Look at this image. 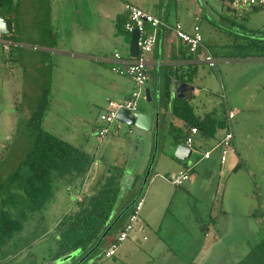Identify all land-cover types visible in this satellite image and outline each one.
<instances>
[{
    "label": "crops",
    "instance_id": "0c3cea01",
    "mask_svg": "<svg viewBox=\"0 0 264 264\" xmlns=\"http://www.w3.org/2000/svg\"><path fill=\"white\" fill-rule=\"evenodd\" d=\"M28 1L22 0L24 12L21 14L19 11L17 22H14V33L15 31L19 32V40L16 39L13 45H16L15 48L13 46L9 48L2 47L0 44L3 48V60L7 59L6 54H9L8 59L10 60L13 54H18L22 61L26 59L27 54L29 56L41 54V60L44 57L53 61L59 59L62 62L72 64V66L81 67L80 71H70L67 76L76 79L77 91L83 92L85 95L88 94L91 98L86 96L93 107L86 122L90 127L91 135L96 136L97 140H90L89 142L87 136H85L87 144L72 142L84 154L90 156V159L92 158L86 180L81 186H77L79 187L77 195H75L74 184L68 187L71 197L76 198L78 202L83 201L86 197H92L96 193V188L100 187L99 182L102 179L104 180L103 157L108 158L106 160L107 164L113 165L119 155L121 156L120 159L123 160L122 165L125 171L121 172L122 174L118 180L121 191L117 204L118 202L119 205L123 203V207L128 201L131 200L132 202L140 192L144 176L154 153L155 132L143 133L140 131L139 133L135 131L136 135L134 137L130 135L134 134V130L130 129L127 132L129 136L121 137L123 133V125H121L117 132L106 135V138H101L99 130L103 123L98 117L93 116V111L98 110V116L107 109L110 101H125L135 89L134 81L130 77L115 73L111 64L103 60L112 56L115 52H120L123 56H131L132 33L126 32L124 27L123 30L120 28L129 19V13L125 8L126 4H135L155 14L172 26L180 24L188 33H193L194 27L199 25L204 36L205 49L219 59L215 68L207 64H192L189 62L192 54L189 52L188 47L175 36L174 32L168 31L165 27L158 30V39L150 65V80L146 87V90L149 88L151 91L152 102L151 105H144L142 111L154 112L158 107L160 133L163 130L166 137L162 140L161 154L159 153L157 161L153 163L151 174L144 188L146 192L143 194V191L140 196L144 199L138 225L141 227L140 232H136L131 242L125 243L129 239L124 241L118 251L120 256L127 253V261L132 263L130 258L132 253L136 252V248H131V243L138 238V235L148 233L149 228L154 230V215L163 213L167 208L168 199L170 198L167 188H172L174 176L182 169H191L190 179L179 186L189 193V197L193 195L197 182L199 183L201 179L203 183L204 181L207 183L212 181L216 184L215 200L220 199L218 195L226 190L222 181L228 178L225 184L226 187L230 178L239 173H235L234 169L239 163L243 162V154L240 151L246 148L244 141L247 140L245 134L240 131L237 136V133L233 130L235 136L234 151L230 153L226 165L221 164V152L216 147L224 137L225 129H217L213 136L199 132L195 137L193 155L195 153L197 155L194 159L193 155L192 158L184 161L175 156L176 146L181 143L185 144V138L180 134L181 129L184 128V122L174 115L173 106L177 99H187L191 102L194 112L199 118L203 119L209 115L220 117L224 110L228 109L236 111L234 117L236 118L239 109L230 107L227 104L228 93L235 86L233 78H231L230 84L232 85L227 87L229 85L227 83L229 82L228 65L233 60V55L228 54L227 49L233 46V42L236 41L235 26H237L238 20L250 13L256 15L259 10L252 7L236 8L231 6L230 0H31L32 4L35 1L38 7L30 5L25 7ZM30 15H34V20L31 19ZM31 21L33 23H30ZM204 22H207L208 25ZM28 23L30 25L34 24L36 39H30L28 34L26 36L24 33L27 27H30ZM243 27L245 28L244 24ZM239 60L242 63L260 62L264 61V58L256 56L248 60H244V58H239ZM205 68H209V70ZM68 69L71 70L70 67ZM82 75L87 80L80 82ZM166 76L170 79V99L168 101H166L167 97L164 98L163 96L162 99V89L167 79ZM234 76L231 75V77ZM24 77H28L26 71ZM237 78L238 74L235 76L234 81ZM233 93L235 94V92ZM143 99H147V94L146 98ZM140 108L141 101L139 103ZM225 114L227 116V112ZM196 145L198 149H196ZM109 148L112 149V152L106 154ZM123 149L126 152H121ZM158 149L160 151V146ZM207 150H212V153L210 158L204 159L203 154ZM135 154H139V159L132 167L128 165V162ZM245 165L239 170H246L251 174L248 171L249 167H245ZM127 198H129L128 201L123 202ZM117 204L116 213L122 209ZM150 204L152 209L154 208L153 212L148 209ZM247 208L249 207L247 206ZM213 210L214 206L210 214L213 213ZM67 211L68 214L73 212V206H70ZM225 212L229 213V208L225 205L223 199L220 213L224 214ZM213 223L216 224V222H210L208 226L203 227L206 232L205 237L210 236L211 228L215 225ZM122 227L123 225L119 227L109 241L112 242L116 238ZM129 238L131 239V235ZM138 241L141 242L139 239ZM217 241L219 239L215 236L211 242L214 244ZM156 243L157 241L150 243L152 245H148L147 248L154 249ZM160 249L162 254H169L170 249L168 247L164 246ZM116 255L117 253L112 257ZM169 259L173 261L172 258L169 257ZM156 263L166 264V261L158 258ZM191 264H195V262Z\"/></svg>",
    "mask_w": 264,
    "mask_h": 264
},
{
    "label": "rangeland",
    "instance_id": "374dc122",
    "mask_svg": "<svg viewBox=\"0 0 264 264\" xmlns=\"http://www.w3.org/2000/svg\"><path fill=\"white\" fill-rule=\"evenodd\" d=\"M21 4L19 11L22 14V1ZM27 5L38 7L35 1L32 4L31 0L26 2L25 7ZM256 13L242 16L238 20L235 26L236 41L227 49L228 54L233 55V60L228 65L227 87L232 85L231 78L235 84L228 93L227 104L239 109L238 115L232 121V128L237 136L239 131L246 136V148L240 151L243 154L241 163L249 167L247 169L251 174L242 169L235 171L239 173L230 178L226 187L228 178L223 180L222 184L226 190L218 195V200H215L216 184L212 181L203 183L200 179L190 197L184 188L176 187L173 183L175 186L167 188L170 193L167 208L163 213L154 215V230L149 228L148 233L138 235L131 243L130 247L136 248L130 258L132 263L127 261V253L120 256L118 249L115 257L106 258L102 253L81 264H157L158 258L164 259L166 264H264V248L256 249L264 233L261 231V224L264 222V61L239 62V58L248 60L264 54V9ZM30 16L34 20V15ZM204 23L208 25L207 22ZM18 33L17 31V40ZM24 33L26 36L28 34L30 39L37 38L34 24L27 27ZM2 47L0 46V183L2 178L5 180L18 168L32 144L34 135L41 128L56 135L60 134L58 136L71 143L87 144L85 136L89 142L97 140L96 136L91 135L86 122L93 108L86 98L90 96L77 91L76 79L67 76L68 72L80 71L81 67L72 66L59 59L53 61L44 57L41 60V54H27L23 61L18 54H13L11 60L8 59L9 54H6L7 59L3 60ZM25 71L28 73L27 78L24 77ZM237 74L238 78L234 81ZM86 80L82 75L80 82ZM144 105H151V102L142 99L139 110H143ZM97 114L98 110L93 111V116L100 119V114ZM122 125L124 128L122 127L121 137L129 136L127 132L130 129L134 130V134L130 135L135 137L134 127ZM165 137L162 130L160 151L158 149L156 159L159 153L161 154L162 140ZM123 151L125 150H121ZM109 152H112L111 148L106 154ZM138 155L135 154L133 158L129 155L132 159L128 165L133 167L139 159ZM196 155L197 153L193 155V159ZM85 157L90 156L85 154ZM120 157L119 155L113 165L107 164L108 158L103 157L104 180L99 182L100 187L96 188V192L107 186V183L118 182L124 170ZM87 176L88 173L77 176L74 174L70 180H57L55 199L45 211L36 212L24 221V228L17 235L15 246L0 250V264H58L59 259L48 262L59 249L58 225L62 221H70L82 205L76 198L71 197L68 187L74 184L77 195V186H81ZM223 199L229 213H220ZM122 204L119 205L118 202L117 206L122 207ZM70 206H73V212L68 214ZM213 206V213L210 214ZM148 209L151 212L154 210L151 204ZM139 222L130 234L131 239L128 238L125 243L131 242L136 232H140ZM210 222L216 224L213 223L215 225L211 228L210 236L205 237L203 227L208 226ZM118 229L117 227L112 235ZM215 236L219 241L213 244L211 241ZM154 241H157V245L154 249H148L147 246L152 245L150 243ZM164 246L170 249L168 255L160 252V247ZM72 263L73 260L62 264Z\"/></svg>",
    "mask_w": 264,
    "mask_h": 264
},
{
    "label": "trees",
    "instance_id": "16d2710c",
    "mask_svg": "<svg viewBox=\"0 0 264 264\" xmlns=\"http://www.w3.org/2000/svg\"><path fill=\"white\" fill-rule=\"evenodd\" d=\"M21 1L0 0V16L9 17L17 22ZM230 1L232 3L234 0ZM252 8L255 10L264 9L259 6ZM123 27L124 25L120 28L123 30ZM5 37L15 42L16 31L14 34ZM259 57L264 58V54ZM166 77L162 89V99L164 96V98H168L166 100L168 101L170 99V79L168 76ZM173 108L174 115L184 122V128L181 129L180 134L185 139L194 127L198 128L201 134L209 136H213L217 129H225L226 131L225 110L220 117L209 115L202 119L196 116L191 102L187 99H177ZM89 159L80 149L56 134L42 128L36 132L32 144L18 168L5 180L2 178L0 183V250L9 246L14 247L17 235L24 228V221L34 213L43 212L48 208L56 197L57 180L61 178L70 180L74 174L76 176L86 175L89 172L92 158L90 162H88ZM243 166V163H239L234 170L237 171ZM120 191L119 181L110 182L92 197H86L83 201H79L82 205L72 219L66 222L62 221L58 225L59 249L48 262H54L66 255L73 254L69 261L73 260L72 264H76L81 257L86 256L98 245L103 234L115 223L101 244L85 261L102 254L103 248L108 242L111 243L109 240L115 229L121 225L124 227L134 206H131L115 222L119 214L131 204L130 200L116 213ZM261 231L264 232V222L261 224ZM256 247L259 250L264 248V233Z\"/></svg>",
    "mask_w": 264,
    "mask_h": 264
},
{
    "label": "built area",
    "instance_id": "2783aa9c",
    "mask_svg": "<svg viewBox=\"0 0 264 264\" xmlns=\"http://www.w3.org/2000/svg\"><path fill=\"white\" fill-rule=\"evenodd\" d=\"M232 6L236 8L259 6L264 8V0H234ZM129 13V19L124 24V30L132 33L134 30L140 32L138 40L139 54L133 56H123L120 52H115L112 56L103 59L109 62L112 70L120 75L129 76L135 84V89L132 91L130 97L123 102L110 101L108 108L102 111L99 115L100 121L103 123L99 130V136L104 137L110 133L117 132L123 123L117 120V115L122 109L130 110L132 113L138 111L139 103L143 98H146V87L149 81V69L152 61V54L155 50L158 30L165 27L168 31H173L175 36L180 39L189 49L192 58L189 60L192 64H207L215 68L219 59L214 57L205 49L204 36L199 25L194 27L193 33L186 32L180 24L172 26L164 22L155 14L142 9L141 7L127 3L125 6ZM0 43L6 46L12 45L13 41L7 39L0 33ZM227 128L224 137L216 146L221 152V164L226 165L229 155L234 151V131L232 128V121L235 117L236 111L228 109L227 111ZM199 133L198 128H192L189 136L185 139V145L191 149L195 145V137ZM212 150H207L203 154L204 159L210 158ZM191 169H182L172 182L177 185H183L190 179ZM144 206V199L139 197L129 214L128 220L124 227L119 231L116 238L109 243L105 257L110 258L114 256L121 244L126 241L131 232L134 230L136 223L139 221L140 213Z\"/></svg>",
    "mask_w": 264,
    "mask_h": 264
},
{
    "label": "water",
    "instance_id": "95a60500",
    "mask_svg": "<svg viewBox=\"0 0 264 264\" xmlns=\"http://www.w3.org/2000/svg\"><path fill=\"white\" fill-rule=\"evenodd\" d=\"M0 33L3 34L4 36H9V35L14 34V21H13V19H11L9 17L0 16ZM139 37H140V32L137 29L134 30L131 34V42H130V54L133 57H135L139 54V46H138ZM146 94H147L148 102H152L151 91L149 88L146 90ZM117 120L123 124L130 126V127H134V129H136V131H138L139 133H140V131H142L143 133L155 132V146H154V153H153L151 162L149 164L148 170L144 176V179L142 182V187L140 189L139 194L133 199L131 204L128 207H126L119 214V216L115 219V222H117L118 219L124 213H126L130 209L131 206H133L136 203V201L141 196V194L144 191V188L148 182V178L151 174L152 166H153V163L156 159V154H157L158 148H159L160 113H159L158 107H157L156 111H154V112L153 111H142V110L138 109V111L132 113L130 110L122 109L121 111H119V113L117 115ZM192 155H193V149L187 147L185 144L181 143V144H178L176 146L175 156L178 159L184 161V160L192 158ZM114 224L115 223H113L109 227V229L103 234V236L100 239L97 246H99V244H101V242L106 237V235L109 233V231L112 229ZM97 246L95 248H97ZM94 249H92L90 251V253H88L86 256H84L82 259H80V261L77 262L76 264H81L82 262H84L85 259L94 251ZM72 257H73V254H69V255H66V256L60 258L57 262H58V264L66 263L67 261L72 259Z\"/></svg>",
    "mask_w": 264,
    "mask_h": 264
},
{
    "label": "flooded vegetation",
    "instance_id": "af4514ba",
    "mask_svg": "<svg viewBox=\"0 0 264 264\" xmlns=\"http://www.w3.org/2000/svg\"><path fill=\"white\" fill-rule=\"evenodd\" d=\"M3 47H6V48H9V47H11V46H13L14 44H15V42L13 41V44L12 45H8V46H6L5 44H3V43H0ZM130 214V213H129ZM121 230V229H120ZM119 233V232H118ZM117 236V235H116ZM109 245V244H108ZM108 245L107 246H105L104 248H103V255L105 254V251H106V249H107V247H108ZM105 256V255H104ZM83 257H81L80 259H82ZM80 259H79V261H80ZM78 261V262H79Z\"/></svg>",
    "mask_w": 264,
    "mask_h": 264
}]
</instances>
